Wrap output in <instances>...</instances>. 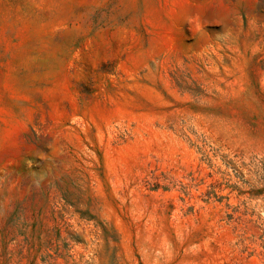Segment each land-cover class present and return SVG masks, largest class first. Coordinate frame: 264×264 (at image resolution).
Here are the masks:
<instances>
[{"label": "rangeland", "instance_id": "obj_1", "mask_svg": "<svg viewBox=\"0 0 264 264\" xmlns=\"http://www.w3.org/2000/svg\"><path fill=\"white\" fill-rule=\"evenodd\" d=\"M0 264H264V0H0Z\"/></svg>", "mask_w": 264, "mask_h": 264}]
</instances>
